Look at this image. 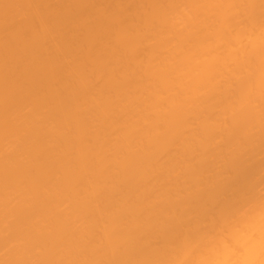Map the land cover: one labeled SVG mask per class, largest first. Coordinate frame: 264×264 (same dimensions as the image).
<instances>
[{
    "label": "bare ground",
    "instance_id": "bare-ground-1",
    "mask_svg": "<svg viewBox=\"0 0 264 264\" xmlns=\"http://www.w3.org/2000/svg\"><path fill=\"white\" fill-rule=\"evenodd\" d=\"M0 264H264V0H0Z\"/></svg>",
    "mask_w": 264,
    "mask_h": 264
}]
</instances>
